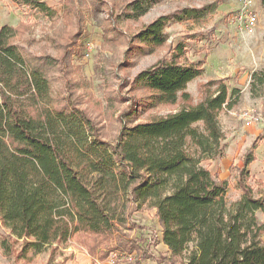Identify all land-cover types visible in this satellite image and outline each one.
<instances>
[{
    "label": "trees",
    "instance_id": "trees-1",
    "mask_svg": "<svg viewBox=\"0 0 264 264\" xmlns=\"http://www.w3.org/2000/svg\"><path fill=\"white\" fill-rule=\"evenodd\" d=\"M13 1L54 15L45 0ZM160 1H113L106 40L126 42V50L144 55L165 46V27L179 18L176 12L123 29ZM72 2L66 11L75 29L49 38L55 55L25 51L12 40L15 27L0 26V222L8 235L20 241L21 252L65 247L73 238L99 259L114 249L146 258L157 239L123 229L136 226L130 224L133 211L153 209L172 264H264V188L256 195L249 183L252 150L234 176L240 196L233 201L228 181L203 165L224 153L218 116L237 104L238 89L227 77L211 78L198 83L195 100L187 85L203 74V64L182 62L179 53L161 57L120 82L128 95L114 90L108 96L128 102L116 136L105 138L70 76L84 21L78 0ZM93 2L97 12L101 3ZM263 87L264 68L252 70L251 96H260ZM167 105L178 107L139 120Z\"/></svg>",
    "mask_w": 264,
    "mask_h": 264
},
{
    "label": "rangeland",
    "instance_id": "rangeland-1",
    "mask_svg": "<svg viewBox=\"0 0 264 264\" xmlns=\"http://www.w3.org/2000/svg\"><path fill=\"white\" fill-rule=\"evenodd\" d=\"M93 1L78 0L76 4L79 5L78 11L84 19L83 23L81 22L83 34L78 40L80 47L70 55L72 66L70 76L72 81L76 82L78 93L83 96L84 105L89 108L101 126L105 138L113 140L116 136L119 113L128 102L110 101L108 96L114 93V90L128 95L127 88L119 86L122 80L132 78L140 69L159 58L170 57L175 53L180 54L182 62L199 61L204 66L203 74L187 85V90L195 100L200 98L199 82L215 76L229 75L226 78L229 87L234 86L233 88L239 91L234 95L237 94L238 97L237 112L253 109L264 116V87L260 96L248 95L250 72L264 68V6L260 0H250V5L254 9L255 26L237 33L231 16L245 0H162L150 7L138 20L123 23V29L134 31L161 14L177 13L179 18L169 21L165 27L168 35L166 45L155 53L145 55L136 48L126 50V42L116 44L112 40H106V35H112L106 33L105 27L108 24L107 12L113 1L122 6L129 0H99L101 4L97 12H94ZM45 2L54 11L51 17L42 14L36 8L18 4L13 0H0V26L8 24L15 27L16 34L12 40L25 51L32 54L49 52L55 55L56 51L51 46L49 38L59 29L66 32L74 30L75 27L69 24L67 0ZM75 2L76 0H73L72 3ZM184 9L191 10L190 15H187ZM129 62L131 64H128ZM243 93L246 94L243 96ZM177 107L178 105H167L148 110L139 120L174 111ZM225 113L226 111L222 110L218 116L224 133L228 129L222 119ZM236 115L238 116V113ZM207 160H204V163ZM249 183L258 195L264 188V176L261 179L249 178ZM236 196L237 192L228 188L227 199L233 201L237 199ZM132 223L136 226L123 229L127 234L144 239L151 237L157 239L160 227L153 209L133 211L130 218V224ZM2 241L4 246H1ZM69 242L71 245H80L73 238ZM0 246L4 264H63L66 257L62 245L56 249H53V246H45L41 252L32 250L21 252L20 241H14L1 223Z\"/></svg>",
    "mask_w": 264,
    "mask_h": 264
},
{
    "label": "crops",
    "instance_id": "crops-1",
    "mask_svg": "<svg viewBox=\"0 0 264 264\" xmlns=\"http://www.w3.org/2000/svg\"><path fill=\"white\" fill-rule=\"evenodd\" d=\"M217 77H229V75L215 76V78ZM245 94L243 93V96ZM248 95L251 94L248 93ZM223 111H226V113L222 116V119L226 124V128H228L225 133L224 129H222L225 143L224 153L220 157L208 159L205 162L206 164L203 161V165L210 169L211 172L216 173L220 179H226L228 188L236 191V197L238 198L240 191L235 188L234 172H237V168L243 166V157L248 150L251 149L254 155V159L247 165L250 179H261L264 176V116L260 114V118L257 121L248 123L236 115V105L230 109L225 108ZM259 135L261 136L260 138H258ZM254 141L255 146L251 148ZM156 238V243L151 242L147 246L151 256L144 258L140 252L133 250L129 252L137 253V258L135 257L132 260L121 259L114 263L107 261L105 258L93 257L88 252L85 253L79 248L82 245L67 244L62 249L66 252L63 264H172L169 260V249L161 241V231L156 235ZM262 239L264 241V235ZM1 251L0 246V264H4ZM175 264L180 263L176 262Z\"/></svg>",
    "mask_w": 264,
    "mask_h": 264
},
{
    "label": "built area",
    "instance_id": "built-area-1",
    "mask_svg": "<svg viewBox=\"0 0 264 264\" xmlns=\"http://www.w3.org/2000/svg\"><path fill=\"white\" fill-rule=\"evenodd\" d=\"M250 0L243 1L242 5L239 9L231 16V21L234 22L237 32L241 30H250L255 26V17H254V9L250 5ZM89 47V45H87ZM238 116L245 120L248 123H252L257 121L260 118V114L253 109H243L240 110ZM82 251L87 253V249L83 246L79 247ZM137 258V253H131L127 251H120V250H111L109 251L108 255L106 256V260L114 263L115 261L121 259L132 260Z\"/></svg>",
    "mask_w": 264,
    "mask_h": 264
}]
</instances>
